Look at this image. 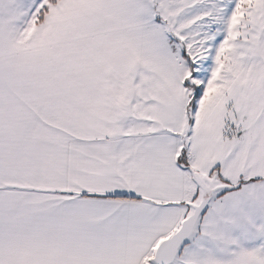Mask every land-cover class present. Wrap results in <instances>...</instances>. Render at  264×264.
I'll return each mask as SVG.
<instances>
[{
  "label": "snow or ice",
  "instance_id": "snow-or-ice-1",
  "mask_svg": "<svg viewBox=\"0 0 264 264\" xmlns=\"http://www.w3.org/2000/svg\"><path fill=\"white\" fill-rule=\"evenodd\" d=\"M0 264H264V0H0Z\"/></svg>",
  "mask_w": 264,
  "mask_h": 264
}]
</instances>
